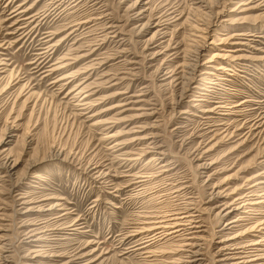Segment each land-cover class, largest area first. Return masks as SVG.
I'll return each instance as SVG.
<instances>
[{"label": "rangeland", "instance_id": "374dc122", "mask_svg": "<svg viewBox=\"0 0 264 264\" xmlns=\"http://www.w3.org/2000/svg\"><path fill=\"white\" fill-rule=\"evenodd\" d=\"M55 1L13 0L10 5L8 0L0 1V62L5 63L0 65V148H9L12 158L18 160L12 179L0 177V235L6 234L5 242L12 246L13 260L17 264H191L187 262L186 247L180 246L186 242L184 239L162 240L146 249H135L138 248L135 241L141 236L127 237L139 226L144 212L162 215L188 206L193 211L199 210L193 213L200 216L197 219L203 225L197 232L201 239H194L201 244V264H220L217 260L228 252L221 250L224 246L234 247L237 242L244 245L254 240L253 234H245L253 220L235 223L237 226L231 229V225L226 227V221L238 213L225 218L216 214L223 209L220 204L227 194L234 198L247 193L240 188L245 178L264 170V165L257 164L264 154V60L257 58L264 54V36L241 35L236 40L239 45L212 41L232 36L234 32H249L254 27H257L254 32L264 35V8L248 11L247 21L238 20L232 25L224 19L241 16L228 10L242 0H219L218 5L212 7L214 13L221 12L216 25L206 37H199L205 34L196 31L195 20L205 18L199 14L198 0H139V8L145 7L148 11L144 14L146 17L141 15L136 19L140 20L138 22L132 20V16H138L136 10L129 9L136 0H66V4L59 7V12L62 11L59 17L53 12L57 6ZM254 1L258 4L262 0ZM23 2L31 7L27 16L39 17L18 32L19 26L25 23L15 24L19 17H12L10 12ZM165 5L167 8L175 5L183 11V17L146 45L156 30L155 18L164 11ZM97 16H104V23L111 21L122 27L123 35L130 40L123 43L116 37L101 44V40L93 37L95 34L86 33L90 25L86 24L81 27V30L86 28L85 35L63 41L51 62L66 53L73 56L71 52L80 55L93 48L100 49L67 69L52 75L41 73L42 66L36 62L39 53L36 47L41 38L38 34L62 32L69 24ZM149 19L150 26L138 30ZM22 31L26 35L30 33L26 36L20 34ZM101 31L103 29H98L96 33ZM67 32L56 35L53 42ZM130 35L133 36L130 38ZM199 44H204L205 49L196 71L197 79L205 67L216 75L208 74L209 79L193 83L192 89L179 100L178 78ZM236 47L240 48L237 54L249 56L242 60H252L259 65L251 63L243 72V67L238 66L239 70H236L237 65L233 67L235 61L231 58H212L213 52L224 54L227 52L224 50ZM123 48L128 52L116 51ZM109 55L113 59H109ZM95 58L106 63L86 69V64H91ZM209 58L212 61L206 62ZM224 63L230 70L214 69ZM71 72L76 75L53 82L58 76ZM174 72L178 74L176 81L170 77ZM65 81L68 83L64 84ZM211 81L218 84L214 91L208 92L213 85ZM89 83L96 92L92 97L95 105H79L74 89ZM119 91L122 93L115 95ZM201 92L205 94L204 100L192 101L194 95ZM105 96L111 97L103 99ZM244 100L249 101L239 114L212 113L215 120L212 124L220 125L204 130L209 125L201 117L205 108L214 107L216 101L230 106ZM115 103L125 105L95 115ZM184 110L188 112L182 113ZM139 114L143 115L137 116ZM101 120L105 122L96 124ZM255 121L259 122L253 126ZM258 124L261 126L251 132ZM222 125L233 133L231 137L221 139L222 135L215 129ZM113 132L120 133L113 138L107 135ZM242 140L245 142L240 144ZM116 141L126 143L112 147ZM161 150L166 153L163 162L172 164L165 177L157 178L163 162L156 166L149 160ZM58 152L62 155L58 156L60 159L55 156ZM200 154L205 155L207 162L215 161L214 165L198 169L193 159ZM0 157L2 176L5 168L1 166ZM36 159L38 164L29 168L30 162ZM36 174L39 177H35ZM134 175L149 179L143 189L132 184ZM256 181L253 179L250 184ZM216 184L219 185L217 190ZM178 190H181L179 195ZM218 190L220 195L213 199L211 193L217 194ZM50 196L52 198L43 199ZM51 201L58 204L52 210L27 211ZM260 206L263 210L264 203ZM257 216L260 217L255 214ZM34 229L39 234L27 238ZM237 235L236 239L222 241ZM258 248L262 249L259 253H264V245ZM259 263L264 264V258Z\"/></svg>", "mask_w": 264, "mask_h": 264}, {"label": "bare ground", "instance_id": "6f19581e", "mask_svg": "<svg viewBox=\"0 0 264 264\" xmlns=\"http://www.w3.org/2000/svg\"><path fill=\"white\" fill-rule=\"evenodd\" d=\"M0 1H3V0H0ZM75 1L76 0H73V2H75ZM138 1L139 0H136L135 2H133L132 5L131 4L129 5V9L131 11L136 10L135 11V12H137L136 16L138 15L137 17H134V18L132 16V20L133 19L136 20L138 17H140L141 15H144L145 12L148 11V9H146L144 6H143L144 8H142V7L139 8L140 4H139V6L137 5ZM65 2H66V0H56L54 2L57 5L53 9V12L55 13L54 15H57V17L62 15V11L59 12V7L62 5L64 6L66 4ZM73 2L70 3V5L73 4ZM218 2H219V0H212V1H210V0L209 1L198 0L197 3L200 4L198 7L201 8L199 14H202V16L205 18V19L203 18L204 20H201V19L195 20L194 19L195 22L197 23V25H195L196 31H201L202 34H205V35H199V37H206L207 34H209L210 31L213 29V27L216 25V22H217L216 18L218 17L219 14H221V12L214 13V11H212L213 10L212 7H215L216 5H218ZM11 3H13V0H8V5H10ZM146 3H148V2H146ZM197 3H193V4H197ZM26 4H27V2L19 3L17 8L14 9L12 12H10V13H13L12 17H15V16L19 17L16 19L17 21H15V24H17L18 22H21L22 24L25 23V25H23L21 27L19 26L18 32L23 30V29H26V27H28L27 25H29L30 22L36 21V19L39 17V16L36 17L37 16L36 14L31 15V16L30 15L27 16V14L30 12L31 7L25 6ZM254 4H255L254 0H245V1L242 0V1H240L236 6L232 7L228 11L233 12V13L238 12L241 16L239 18H235V19L234 18H226V19H224V21H226L232 25L234 23L239 22L238 20L247 21V19L249 17L246 15V13L248 11L256 9L257 7L258 8H264V0H262L258 4H255V5ZM164 8H165L164 11L159 13V15L155 18L156 23L154 25L156 27V30L154 31L151 38H148V40L146 41V45H150L160 35L165 34V32H163V30L166 27H168L174 21H177L183 17V11L179 10V8L175 7V5H172L169 8H167V6L165 5ZM65 9H66V7H64V11H65ZM195 9L197 10V7ZM54 15H53V17H54ZM193 15H195V14H193ZM146 16L147 15H144L143 18ZM150 17H152V14L150 15ZM140 18H138V19H140ZM105 19L106 18L104 16H97V17L91 18V20H87V19L84 20L83 19L82 21H77V23L69 24V26L64 28V30H61L62 32L63 31H68V32L54 42H53V40L56 38V35H59V33H62V32H60V31H58V32L45 31V32L39 33L38 35L41 36V38L39 39L38 47H36V50H39V53H37L38 58H37L36 62L39 63V66H42L41 69H43V71H41V73L45 72V73H49L50 75H52L56 72L67 69V68L71 67L74 63H76V61H79L83 57H88V56L92 55V53L97 51V49H100V48H93L92 47L93 50H91L89 48L90 54L84 53V54L76 55V54H72L73 52H71L70 54L73 56H70L69 53H66V54H63L62 56H60L57 61L51 62L53 60L52 55L55 54V52H57L60 49L61 45L63 44V41L65 42V41L69 40L70 38H73V39L76 38L77 39L81 35H85V33L83 31L86 28L81 30V27L86 25V24H88V25L90 24L88 27V31H86V33H91L88 35L95 34L93 37L95 38V40H98V41L101 40V44H105L108 41V39H113V38L115 39L116 37H119L120 40L123 41V43L130 40V39H127L125 35H123L124 33L122 31L123 30L122 27H119L117 24H113V22H111V21L104 23ZM138 21H140V20H136V22H138ZM100 25H101V27H99ZM33 26H34V28L37 27L35 25H33ZM149 26H150V19L148 21L143 22L139 26L140 28H138V30L139 29L143 30ZM98 29H103V31H101V33L98 34V33H96ZM108 29H111V31L107 32ZM254 30H257V27H254L252 29V31L250 30L249 32H234L232 36H227L226 38L220 37L219 39H217L218 40L217 42L215 40H213L212 43L215 42L216 44H219L222 42V43H229L232 45H235V44L239 45L240 42L236 41V40H238L239 36H241V35H247V36H251V37H254V36L263 37L264 36L261 34H257L260 32H258V31L254 32ZM24 31H22L20 34L23 35ZM104 32H106V34L103 35ZM29 33H30V31H29ZM28 34L27 35L24 34V35L28 36ZM99 36H102V38H99ZM131 36H133V35H130V38H131ZM231 39H234V40L231 42ZM225 40L227 42H223ZM89 45H94V44L90 43ZM196 48H197L196 51L193 52L191 57H189L188 64H186V66L183 65V67L185 66V68H186V69L184 68L185 71H182L184 73L182 75H180V77L178 78V79H180L179 84H181V89H180V93L178 96L179 100L183 99L185 97L186 93L192 89L193 83L198 82V80L205 81V80L209 79L208 74L216 75V73L214 71L207 70L208 68L205 67L204 70H202L200 72V74H199L200 76L197 79L196 71H197L198 67H200V60H201V57L203 55V51H204L205 47H204V44H202V45L199 44L198 47H196ZM80 49H82V48H80ZM239 49H240L239 47H236L234 49H226L224 51H227V52L224 54H218V53L213 52L212 58L217 57V56L231 58L233 61H235V62H233V67L235 65H237L236 70H239L238 66L243 67L242 68L243 72L245 70L244 68L247 67L248 65H251V63H253L254 66L259 65L256 63L254 64V62L252 60H248V61L242 60L243 58H248L249 56H245L243 54H237L238 51H240ZM116 51L126 53V52H128V49L123 48V49H118ZM230 52H234V53H230ZM160 53H162V52H160ZM107 57H109V59H113V57H111L110 55ZM212 58H209L206 62L212 61ZM257 58L259 60H264V54L260 55ZM109 59H107V60H109ZM129 62L131 63L132 61H129ZM104 63H106L104 60L99 59V58H95L91 61V64H86L87 66L85 68L91 69V65H95V64L103 65ZM116 63L120 64V62H116ZM1 64H5V63L1 61L0 65ZM230 65H232V64H230ZM45 67H47V68H45ZM214 69L217 71H220V72L230 70L225 63L221 64L219 66H216ZM171 72H173V71H171ZM176 74L177 73L174 72L170 76V77H174L175 81L177 79L176 76L178 75V74L177 75ZM74 75H76L74 72H71L69 74L65 73L63 75L58 76L53 82L67 80L70 77H73ZM66 83H68V81H65L64 84H66ZM210 83L213 85H211L210 86L211 88H209L207 90L208 92L214 91L215 90L214 88L218 84L216 81H211ZM64 84H61L62 87L65 86ZM55 85H57V84H55ZM92 87H93L92 83H89L84 87L78 86L77 88L74 89L75 91H77L75 97H76V100L80 103L79 105L89 104V107L95 105L94 104L95 100H93L92 97L96 94V92H95V90L92 89ZM102 87H103V85H102ZM195 87H199V86H195ZM119 93H122V92L119 91L115 95H117ZM194 96H196V97H193L192 101L198 103L199 101L204 100V98H202V97L205 96V94L201 92L200 95H198V96L194 95ZM105 97L103 99H107L111 96H108V97L105 96ZM247 101H249V100H244L238 104H234V105H230V106L226 105L224 101H216L215 102L216 105L214 107L211 106L209 108H205L203 110L205 114L202 115L201 117L205 118L209 125L207 126V128L204 127L205 128L204 130L207 131L210 128H212V126H214V125H220V123L212 124L213 122H215V120H213V118H212V113L224 114V115L225 114L231 115V114H236V113L239 114L242 111L241 108H243L247 104ZM122 105H125V103H115L112 106H110L109 108L101 110V112H97L95 115H98L99 113L111 110L113 108L121 107ZM197 105H199V104H194V106H197ZM140 109H145V108H140ZM187 112H188V110H184V112H182V113H187ZM140 115H143V114H139L137 116H140ZM144 115H146V114H144ZM241 115H243V114H241ZM104 122L105 121L101 120V121L96 122V124H100V123H104ZM258 122L255 121L253 126L256 125ZM221 124H224V123H221ZM223 126L224 125H222L220 127L217 126L215 131L216 132L219 131L218 134L222 135L221 139L224 138L225 136L231 137L233 133L230 132L229 128L223 129ZM260 126L261 125L258 124V126H256L255 128H253V129L251 128V132H253L252 130H254V129H258ZM221 129H223L222 132H220ZM212 130L213 129H211L210 131H212ZM119 133L120 132H118V133L113 132L110 134L108 133L107 135H109V137L113 138V137H117V135ZM135 139H141V138H135ZM244 140H246V139L244 138ZM244 140H242L243 142H240V144L244 143L245 142ZM217 142H219V141H217ZM123 143H126V142L116 141L113 143L114 145L112 144L113 146L112 145L111 146L116 148V147L121 146ZM153 148H156V145ZM0 150H1L0 156H2V159H3V160H1V162H2L1 166H3L5 168V170H3L4 174L0 177L11 178L14 174H16L15 168L18 165V160L12 158L13 156L11 154V151H9V148L3 147V148H0ZM55 152H56V150H55ZM165 154L166 153L162 150L159 152H156L155 155L151 156L149 162L153 163V165H156V163H161V162H163V159L166 158L164 156ZM59 155H61V152H58L55 154L56 159H60V157L62 155L60 157H58ZM204 156L205 155L200 154L193 159L194 161L196 159L198 169L199 168H202V169L206 168L207 169L208 167L214 165V163H215V161L207 162L205 160V158H203ZM261 157H263V159L261 161H257V164L264 165V154L261 155ZM128 159L131 160L130 158H128ZM165 161H167V160H165ZM36 164H38L37 159L34 161H31L28 166L30 168L31 166H35ZM171 164H172V162L161 163V169L162 170H161V172H159L156 175L157 178L165 177L166 174L171 170L170 168H168V166ZM134 176L135 177H134V180L132 181V184L133 185L135 184L137 187H139V189H141V188L143 189V187L149 182V179L147 178V176H142V175H137V176L134 175ZM35 177H39V175L36 174ZM263 177H264V170L259 171L258 173L253 174L251 176H248L247 178H245V183L242 186H240V188H243L247 193L242 192L239 195L235 196L234 198H232L233 196H231L230 194H227L226 197L229 199L226 198V199L222 200V203L220 204L223 207V209L221 211L217 212L216 215H218L219 217L225 218V217L231 216L235 213H238V215L236 217L228 219L226 221V227L231 225L230 228L232 229L235 226H237V225H235V223H239L241 221L253 220L254 223H252V222L250 223L251 225L248 227L247 230H245L246 231L245 234L249 233V234H253V236H255V239L252 240L251 242H248V244L241 245L240 242H237L236 243L237 245L234 247L224 246L221 250H223V251L228 250V252L225 253L226 254L225 257L217 260V261H220V264H260L259 261L264 258V253H262V254L259 253L262 249L258 248V246L264 245V209L262 210L261 207H263V206H260L262 203H264V192H262V193L260 192V191L264 190V179H263ZM151 179H152V177H151ZM253 179H257V181L250 184L251 181H253ZM215 188L217 190V188H219V185L216 184ZM181 189H183V188H181ZM179 192H181V190H178V195H179ZM213 193L214 192H212L211 194L214 197L213 199H215V197L219 196L221 192L218 190L217 194H213ZM232 193H234V192H232ZM50 198H52V196L45 197L43 199L47 200ZM230 198H232V199H230ZM14 202L16 203V200H14ZM22 203L28 204L29 202L23 201ZM57 205L58 204H54L51 201V202H48V203H45L42 205H38L36 207L29 208L27 211H31V210H33V208H36L37 211H49V210H52ZM192 209L193 208H189V206L186 208H183V209L176 208L175 212L164 213L162 215H156L153 212H144V215H142L143 219L139 223V226H136L135 229L131 230L130 234L127 237L134 239L135 237L141 236L139 239H137L135 241V242H137V244L135 246L138 247L135 249H146L150 244H153V243H156V242L162 241V240L170 241V240H174L176 238H180L179 240L184 239V241H186L187 243L185 242V243L181 244L180 246L186 247L184 251H187L186 253L188 254L187 255V258H188L187 262H191V264H201L202 260H200L201 258H199L200 250H201V244H198L197 241H195L194 239H198V238L201 239V236H199L197 232L201 231V230H199V228H201L203 225L201 224V221L197 219L200 216L197 215L196 213H193V212H195V211L197 212L199 210L194 208V210L195 209L196 210L193 211ZM255 214L260 215V217H258V216L255 217ZM40 224H42V223H40ZM199 224H201V225H199ZM239 225H242V224H239ZM74 229H77V228H74ZM37 234H39V233L36 232V229L31 230L29 232V235L27 236V238H30V237L34 238L37 236ZM189 235H191L190 238H186ZM146 237H150V238L145 240V241H142ZM181 237H183V238H181ZM236 237H239V235L233 236L230 238H225L222 241L233 240V239H236ZM131 239H129V240L131 241ZM35 240H36V238H35ZM37 240H40V238H38ZM5 241H6V234L0 235V264H17L13 260L12 251L10 249V247H12V246H9V242H5ZM146 242H148V245H143ZM37 256H38V254H37ZM32 262H33V260H32ZM88 263H90V262H88Z\"/></svg>", "mask_w": 264, "mask_h": 264}]
</instances>
